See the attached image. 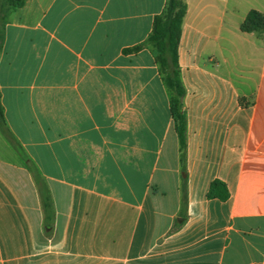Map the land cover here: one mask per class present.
<instances>
[{
  "label": "crops",
  "instance_id": "1",
  "mask_svg": "<svg viewBox=\"0 0 264 264\" xmlns=\"http://www.w3.org/2000/svg\"><path fill=\"white\" fill-rule=\"evenodd\" d=\"M166 1L26 0L8 14L0 264H264V31L242 29L264 0H186L185 207L170 92L150 46L126 52ZM25 155L51 191V234ZM215 179L228 199L208 196Z\"/></svg>",
  "mask_w": 264,
  "mask_h": 264
},
{
  "label": "trees",
  "instance_id": "2",
  "mask_svg": "<svg viewBox=\"0 0 264 264\" xmlns=\"http://www.w3.org/2000/svg\"><path fill=\"white\" fill-rule=\"evenodd\" d=\"M26 0H0V48L4 38L5 23L10 11L24 5ZM188 11L186 0H167L162 12L157 14L153 21V27L145 42L136 44L126 49V52H137L145 46L153 50L155 60L159 66L162 79L170 92V110L174 120V127L178 134L180 145V161L182 166V204L187 203V145H188V120L184 109V97L186 86L182 79L180 69L179 47L182 37L183 24ZM242 29L244 31H264V15L256 10L248 13ZM0 127L11 137L4 117V107L1 101L0 90ZM12 143L23 153L22 147L14 138ZM25 159L36 181L42 207L44 211V223L47 233L51 234L55 222V207L50 188L38 167L25 155ZM208 196L226 200L230 196L226 183L215 179L210 186ZM185 219V214H182Z\"/></svg>",
  "mask_w": 264,
  "mask_h": 264
}]
</instances>
